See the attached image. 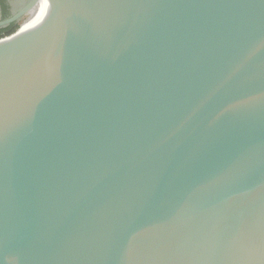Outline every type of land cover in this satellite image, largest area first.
I'll list each match as a JSON object with an SVG mask.
<instances>
[{
  "label": "water",
  "instance_id": "obj_1",
  "mask_svg": "<svg viewBox=\"0 0 264 264\" xmlns=\"http://www.w3.org/2000/svg\"><path fill=\"white\" fill-rule=\"evenodd\" d=\"M21 20L0 264H264V0H27L0 27Z\"/></svg>",
  "mask_w": 264,
  "mask_h": 264
},
{
  "label": "trees",
  "instance_id": "obj_2",
  "mask_svg": "<svg viewBox=\"0 0 264 264\" xmlns=\"http://www.w3.org/2000/svg\"><path fill=\"white\" fill-rule=\"evenodd\" d=\"M12 16L9 0H0V19H6ZM21 21L10 23L0 27V37L16 31L21 26Z\"/></svg>",
  "mask_w": 264,
  "mask_h": 264
},
{
  "label": "flooded vegetation",
  "instance_id": "obj_3",
  "mask_svg": "<svg viewBox=\"0 0 264 264\" xmlns=\"http://www.w3.org/2000/svg\"><path fill=\"white\" fill-rule=\"evenodd\" d=\"M27 0H19L17 3L14 0H9V4H10V8H11V12L12 14L14 13V11L21 7Z\"/></svg>",
  "mask_w": 264,
  "mask_h": 264
}]
</instances>
